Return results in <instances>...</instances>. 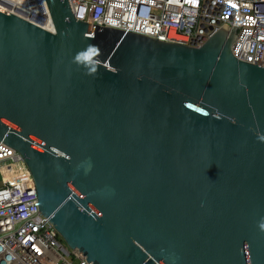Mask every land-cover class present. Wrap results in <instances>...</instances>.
<instances>
[{
  "label": "water",
  "instance_id": "water-1",
  "mask_svg": "<svg viewBox=\"0 0 264 264\" xmlns=\"http://www.w3.org/2000/svg\"><path fill=\"white\" fill-rule=\"evenodd\" d=\"M0 8V140L39 211L94 264H264V68L76 20ZM79 57V59H78Z\"/></svg>",
  "mask_w": 264,
  "mask_h": 264
},
{
  "label": "built area",
  "instance_id": "built-area-1",
  "mask_svg": "<svg viewBox=\"0 0 264 264\" xmlns=\"http://www.w3.org/2000/svg\"><path fill=\"white\" fill-rule=\"evenodd\" d=\"M76 20L127 33L202 47L223 26L241 28L239 61L264 68V0H69ZM0 8L53 34L46 0H0ZM11 168L0 187V264H94L70 250L39 211L35 182L17 150L0 140Z\"/></svg>",
  "mask_w": 264,
  "mask_h": 264
},
{
  "label": "rangeland",
  "instance_id": "rangeland-1",
  "mask_svg": "<svg viewBox=\"0 0 264 264\" xmlns=\"http://www.w3.org/2000/svg\"><path fill=\"white\" fill-rule=\"evenodd\" d=\"M11 168L16 169L10 161L0 163V187L4 185L5 178L8 176Z\"/></svg>",
  "mask_w": 264,
  "mask_h": 264
},
{
  "label": "clouds",
  "instance_id": "clouds-1",
  "mask_svg": "<svg viewBox=\"0 0 264 264\" xmlns=\"http://www.w3.org/2000/svg\"><path fill=\"white\" fill-rule=\"evenodd\" d=\"M79 59V57H78ZM259 227L261 230H264V220H261V222L259 223Z\"/></svg>",
  "mask_w": 264,
  "mask_h": 264
}]
</instances>
